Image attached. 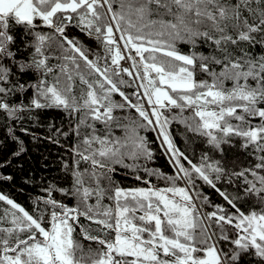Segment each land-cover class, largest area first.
<instances>
[{"label":"snow or ice","instance_id":"snow-or-ice-1","mask_svg":"<svg viewBox=\"0 0 264 264\" xmlns=\"http://www.w3.org/2000/svg\"><path fill=\"white\" fill-rule=\"evenodd\" d=\"M24 137L0 264H264V0H0V185Z\"/></svg>","mask_w":264,"mask_h":264},{"label":"trees","instance_id":"trees-1","mask_svg":"<svg viewBox=\"0 0 264 264\" xmlns=\"http://www.w3.org/2000/svg\"><path fill=\"white\" fill-rule=\"evenodd\" d=\"M71 32L73 35H76L78 37H81V34L79 33L78 29H71ZM85 43H87L90 47H92L94 50H96V42L95 41H89L85 40ZM126 91H131V89H126ZM116 99H119V97H116ZM56 113H46L45 116H56ZM174 128H177L176 135L179 138L180 133L178 131V126L174 125ZM38 134L47 135L46 129H38ZM150 139L154 140L155 135L153 133H146ZM26 140L27 146L29 148L28 155L24 158V172L27 173L29 170H31V175L36 181L35 184H24V179L27 177L22 174L18 173L16 175L15 183L9 185V184H3L0 185V191H4L5 193L12 196V198L16 199L17 202L24 204L26 207L29 206L31 200L30 198L35 197L39 193V178L42 176H59L60 173L56 170L58 168V162H59V155L61 154V150L53 146L51 144L47 143H33L29 137H24ZM179 142V141H178ZM158 141H155L151 146L156 152V159L154 162L150 164L151 167L159 168L162 171H170L169 165L167 163V160L162 155V149L158 147ZM44 157H47V160L44 159ZM48 165V168H45L44 165ZM10 172H16L15 166L11 169H9ZM117 180L125 186H135L138 182L134 180V178L125 176L123 172H121L117 176ZM21 188H23V191H21ZM206 192H208L211 196V198L217 202V203H223L221 198L216 195L211 189L206 188ZM242 264H247V261H243Z\"/></svg>","mask_w":264,"mask_h":264}]
</instances>
